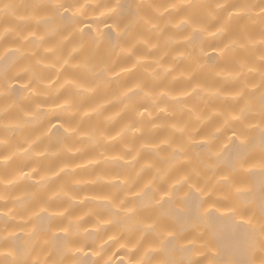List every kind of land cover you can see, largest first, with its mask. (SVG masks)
<instances>
[{"label":"clouds","instance_id":"9594fccd","mask_svg":"<svg viewBox=\"0 0 264 264\" xmlns=\"http://www.w3.org/2000/svg\"><path fill=\"white\" fill-rule=\"evenodd\" d=\"M0 264H264V0H0Z\"/></svg>","mask_w":264,"mask_h":264},{"label":"bare ground","instance_id":"6f19581e","mask_svg":"<svg viewBox=\"0 0 264 264\" xmlns=\"http://www.w3.org/2000/svg\"><path fill=\"white\" fill-rule=\"evenodd\" d=\"M127 5L122 4L121 8H126ZM60 132V129H54V135L58 134ZM254 183H262L260 176L258 174H254L253 177ZM211 223L213 228L215 229L219 243L221 245V258H223L224 255H226L228 252L233 251L236 247V244L240 238L239 232H240V226H236L235 231L233 230V226L231 225L230 221L216 216L210 217Z\"/></svg>","mask_w":264,"mask_h":264}]
</instances>
